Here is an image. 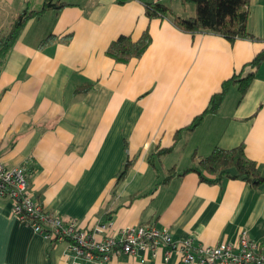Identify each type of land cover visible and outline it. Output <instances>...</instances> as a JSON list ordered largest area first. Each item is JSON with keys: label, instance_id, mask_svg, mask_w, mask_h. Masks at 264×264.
I'll list each match as a JSON object with an SVG mask.
<instances>
[{"label": "crops", "instance_id": "obj_1", "mask_svg": "<svg viewBox=\"0 0 264 264\" xmlns=\"http://www.w3.org/2000/svg\"><path fill=\"white\" fill-rule=\"evenodd\" d=\"M52 1L68 5L29 19L0 71L1 162L25 167L42 206L82 227L111 222L117 233L155 225L208 246L244 233L262 248L264 185L210 184L184 171L194 156L241 144L264 167V64L243 98L232 85L217 113L186 129L225 80L251 71L246 64L264 49V0H251L248 8V30L259 40L234 43L150 20V0ZM180 1L178 8L160 0L178 16L195 15L196 6L187 10ZM44 2L0 0V30L3 18L11 24ZM146 29L152 42L140 58L118 63L106 54L121 35L137 40ZM84 84L91 89L78 91ZM158 148L171 151L151 164ZM127 159L131 166L117 182ZM65 251L66 244H50L0 198V264H71ZM106 264L183 263L161 252Z\"/></svg>", "mask_w": 264, "mask_h": 264}, {"label": "trees", "instance_id": "obj_2", "mask_svg": "<svg viewBox=\"0 0 264 264\" xmlns=\"http://www.w3.org/2000/svg\"><path fill=\"white\" fill-rule=\"evenodd\" d=\"M184 4H194L196 13L193 16L181 17L176 15L171 7L160 2V0H150L145 2L146 15L150 20L155 18L168 19L179 30L195 35L198 33H211L219 35L231 43L238 39L259 40L248 30L249 5L251 0H182ZM67 3L53 2L45 0L39 10H23L11 22L5 32H0V71L4 65L9 50L14 45L21 31L29 19L40 16L43 13L55 10L58 11L67 6ZM53 37H49L42 42V45ZM152 42L148 29H146L139 39L134 40L131 36L121 35L114 40L106 50V54L118 63H128L132 59L140 58ZM264 64V49L259 52L254 59L246 66L251 68L247 74L240 72L222 83L220 92L213 94L204 112L186 127L187 130L195 129L203 120L206 114H215L219 111L227 92L232 85H238L240 97L243 98L256 78L257 70ZM91 84H84L78 91H88ZM180 131L175 135L179 140ZM127 147V145H126ZM171 151V148L156 149L149 155V161L154 163V158ZM195 163L184 173L195 172L202 182L210 184H223L229 179L244 181L254 188L264 185V167H260L258 162L251 158L241 144L232 149L216 147L205 157L194 156ZM131 166V161L126 160L122 171L117 176V182L122 180ZM137 194L131 196V199ZM264 248V239L262 241Z\"/></svg>", "mask_w": 264, "mask_h": 264}, {"label": "built area", "instance_id": "obj_3", "mask_svg": "<svg viewBox=\"0 0 264 264\" xmlns=\"http://www.w3.org/2000/svg\"><path fill=\"white\" fill-rule=\"evenodd\" d=\"M0 198L11 202L13 214L52 245L66 244L71 264H106L113 258L165 259L177 256L183 264H264V249L242 234L236 242L203 245L191 237L176 238L155 225L125 226L113 231L111 222L82 227L48 212L35 198L23 166L8 167L0 160Z\"/></svg>", "mask_w": 264, "mask_h": 264}, {"label": "rangeland", "instance_id": "obj_4", "mask_svg": "<svg viewBox=\"0 0 264 264\" xmlns=\"http://www.w3.org/2000/svg\"><path fill=\"white\" fill-rule=\"evenodd\" d=\"M165 3L167 5H169V6H171V7L173 6V7H178L179 8L180 6H182V2L180 0H165ZM190 8L195 9V5L188 4L187 5V10H189ZM0 14H1V12H0ZM2 20H3V25H2V29L0 30V32L3 33V32H5L9 28L10 22L4 20V18Z\"/></svg>", "mask_w": 264, "mask_h": 264}]
</instances>
